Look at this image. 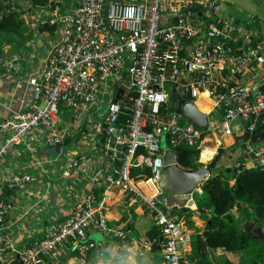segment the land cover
I'll return each mask as SVG.
<instances>
[{
	"label": "built area",
	"instance_id": "2783aa9c",
	"mask_svg": "<svg viewBox=\"0 0 264 264\" xmlns=\"http://www.w3.org/2000/svg\"><path fill=\"white\" fill-rule=\"evenodd\" d=\"M221 10V0H77L73 12L51 15L60 36L42 71L28 79L33 104L10 117L0 115V162L34 131L49 146L62 149L70 140L95 153L69 159L62 176L84 181V197L44 238L13 251L20 264H62L64 245L76 251L71 264H85L86 255L104 245L83 242L85 232L112 231L106 208L114 190L138 199L152 215L163 264H190L191 236L159 199L161 139L171 149H198L200 161L210 143H217L209 138L235 130L251 136L264 126V89L236 82L264 70V34L248 29L236 36ZM255 19L250 16L247 25ZM15 60L0 55V71ZM203 94L210 102L208 123L198 128L177 104L196 105ZM245 150L249 159L236 162L235 170L264 172V143L246 142ZM32 181L18 174L0 182V258L11 242L3 231L11 209L5 195ZM128 235L126 229L113 231L120 240Z\"/></svg>",
	"mask_w": 264,
	"mask_h": 264
},
{
	"label": "crops",
	"instance_id": "0c3cea01",
	"mask_svg": "<svg viewBox=\"0 0 264 264\" xmlns=\"http://www.w3.org/2000/svg\"><path fill=\"white\" fill-rule=\"evenodd\" d=\"M13 1L22 7L28 8L27 14L30 15L32 24L39 23L38 20H47L54 12L70 13L77 7V0H50L52 2L51 5L36 8L38 12L45 10V15L41 13L39 18H34L31 15L32 9H29L28 0ZM258 1L264 2V0ZM221 8V18L227 20L235 27L236 36L241 37L243 31L248 29L252 30L256 35L264 34V20L256 13L243 11L241 8L238 9L230 0H221ZM250 16H255L256 19L252 25L248 26L246 22ZM35 38L30 45V49L24 51V55L19 53L12 54L9 50L4 53L13 58L15 57L16 60L6 70L0 72L1 116L10 117L12 114L27 109L33 104L32 89L27 83V78L42 71L49 52L57 44L59 37L56 38L55 35L50 36L48 33H42ZM257 81H260L261 84L256 85ZM236 82L246 85L251 84L264 89V70L254 72V76L249 74L246 77L238 78ZM199 109L203 113L209 112L204 111L202 106ZM214 118L217 117L214 116ZM242 135L239 130H235L234 134L230 136L222 135L216 136L214 139L209 138L217 141V143H210L212 145L210 150H214L215 154L211 161L215 159L219 149L226 151L228 147L234 144V139ZM161 144L165 145L161 147ZM242 144L243 142L240 141L239 146ZM68 146V148L75 149L74 154L82 152L85 155V152L88 151V147L79 146L78 144L71 143ZM49 147L51 146L43 141V135L38 131H34L24 139L21 146L11 150L0 164V181L21 173H26L33 177L31 183L25 185L17 192H12L8 197L11 209L7 215L3 231L8 235L11 242L4 257L0 258V264H20L13 255V251L30 246L44 238L51 224L64 220L68 216L79 193L84 190V181L78 182L75 178L65 180L62 177L63 170L67 168V160L62 162L58 174L55 172L54 166L51 168L49 164L56 155H50ZM160 147L162 153L167 150L173 152L164 137L161 139ZM235 149L233 148L231 153L235 152ZM204 154L203 152L200 156V161H198L200 164H203L201 162L206 160ZM202 155L203 161H201ZM235 164L236 162L233 166ZM199 189H201L200 193L197 190V194L202 193V187ZM160 194L161 191L159 196ZM197 194L195 193L191 196L194 204L190 208L185 205L177 207L164 205L166 210L168 209L167 212L170 217L184 224L191 239L195 231L194 227L202 231L206 225V222L194 216V211L199 210L196 204ZM202 212H205L209 219L208 212ZM231 213L237 216L235 209ZM106 217L110 228L129 230L128 238L122 241L113 236V231L103 233L97 228L92 229L88 233V239L94 242H104V246L99 251L90 252L85 259V264H163L161 242H158L159 245L155 248L153 242L150 241L155 222L152 215L138 199H133L126 193L114 190L113 201L106 208ZM156 231L159 233L157 228ZM63 247L66 249V253H59L60 260L63 264H71L69 259L73 253L69 251V247L67 248L66 245ZM206 254L211 264L220 263V257L227 264H238L241 261L236 253L227 252L221 248L216 250L209 249Z\"/></svg>",
	"mask_w": 264,
	"mask_h": 264
},
{
	"label": "trees",
	"instance_id": "16d2710c",
	"mask_svg": "<svg viewBox=\"0 0 264 264\" xmlns=\"http://www.w3.org/2000/svg\"><path fill=\"white\" fill-rule=\"evenodd\" d=\"M28 2L29 9L46 7L52 3L50 0H28ZM22 10L28 11V8L16 4L13 0H0V55L4 57L8 58V54H4L7 50L12 54L24 55V51L30 49L36 36L42 33L53 36L58 32L57 26L48 20H40L37 24H32L31 20L26 21L23 18ZM209 107V104L202 103L204 111L208 112ZM263 127H258L256 133ZM172 150L179 167L191 170L202 166L197 161L198 149L178 145ZM224 152L219 149L215 159L207 165L211 175L203 183L202 193L196 196L197 207L200 211L208 212L210 225L206 224L202 231L194 227L190 264H211L206 254L207 250L218 248L236 253L241 259L238 264H264V245L256 244V239L241 230L243 219L253 221L258 226L264 225V172L258 169L237 172L233 164L216 168L217 162ZM77 154L79 153L74 156ZM201 161H203V155ZM11 193H6L5 197L8 198ZM233 209L236 210L237 216L231 213ZM156 228L158 230L155 225L150 237L155 248L159 245L158 242L161 238V234L156 231ZM92 229L95 228H89L85 232L83 242H94L88 239V233ZM101 249L103 247L94 251ZM75 254L76 251L73 250V255ZM247 257L249 262L246 261ZM216 264L227 263L222 260Z\"/></svg>",
	"mask_w": 264,
	"mask_h": 264
},
{
	"label": "water",
	"instance_id": "95a60500",
	"mask_svg": "<svg viewBox=\"0 0 264 264\" xmlns=\"http://www.w3.org/2000/svg\"><path fill=\"white\" fill-rule=\"evenodd\" d=\"M198 10L197 8L195 11ZM188 13V11L186 12ZM123 90H119L118 94H122ZM117 96V99L120 96ZM177 111L180 112L191 124L198 128H204L207 125V115L198 110L196 105L187 102L180 101L177 104ZM242 141L245 145L246 142L251 144L264 143V127L259 132L249 135L244 133L240 137L234 139V144L221 155L216 168L226 167L232 165L240 159H249L245 146L242 144L239 146V142ZM235 152H232V149ZM50 155H59L61 153L60 146L54 145L48 148ZM162 157L163 167L161 180L158 184V188L161 191L159 199L163 205L167 207L186 206L192 207L194 200L191 198L193 194H197V190L202 187L203 183L210 177V169L208 166L197 169L185 170L179 167L176 163L174 152L167 150L160 154ZM194 216L201 221L210 225V221L205 212L196 210ZM241 230L251 237L259 241L264 245V225H256L253 221L242 220ZM162 238L159 239V242Z\"/></svg>",
	"mask_w": 264,
	"mask_h": 264
},
{
	"label": "rangeland",
	"instance_id": "374dc122",
	"mask_svg": "<svg viewBox=\"0 0 264 264\" xmlns=\"http://www.w3.org/2000/svg\"><path fill=\"white\" fill-rule=\"evenodd\" d=\"M230 1H232L234 4H235V7H237L238 9H242L243 11H247V12H251V13H256L257 15H259V17L260 18H262L263 20H264V2L263 1H258V0H230ZM22 13H23V18L26 20V21H29L30 20V15H28L27 14V11L26 10H22ZM41 13H42V15H45V13H46V11L45 10H42V11H40V12H38V10L35 8V9H32V11H31V15L32 16H34V18H36V17H40L41 16ZM51 24H53L52 22H51V16H49L48 17V19H47ZM38 21H40V20H38ZM53 25H55V24H53ZM58 34H59V30H58V32H57ZM55 34V36H56V38H58L59 36H60V34L58 35V34ZM36 39V38H35ZM12 56H10V55H8V58H11ZM1 72V71H0ZM250 74H253V76H254V72L253 73H250ZM247 75H249V74H247ZM30 77H32V76H29L28 78H27V83H28V79L30 78ZM112 82H113V78H111V79H109V81L106 83V86H105V88H104V90H103V92H104V95L107 97V96H109L110 95V93L112 92ZM29 84V83H28ZM261 84V82L260 81H257L256 82V85H260ZM30 86V85H29ZM31 87V86H30ZM31 89H33L32 87H31ZM32 94H33V90H32ZM106 100H108V98H106ZM172 101V100H171ZM106 104H104V106H105ZM196 106L198 107V109L199 108H201V103L199 102V100H196ZM173 107H175V103L173 104ZM28 109V108H27ZM25 110V109H24ZM65 121H67V120H65ZM24 141V140H23ZM71 143H73V142H71L70 140H66V146H63L62 147V149H61V153L59 154V155H56V157L53 159V161L49 164L50 166H51V168H52V166H54V168H55V172L58 174L59 173V171H60V166L62 165V162L63 161H68V159L69 158H71V157H73L74 156V152H75V149H73V148H68L69 146H68V144H71ZM22 144V143H21ZM21 144L19 145V146H21ZM73 144H76V143H73ZM165 144H161V147L162 146H164ZM19 146H17V147H19ZM80 146V145H79ZM83 146V145H82ZM17 147H15V148H17ZM84 147V146H83ZM86 147V146H85ZM13 150V149H12ZM212 150V149H211ZM210 150V152H209V155H205L204 154V156H205V158H206V160H204L203 162H206L207 161V158H209V156H211V155H214V150H212L211 151ZM11 152V151H10ZM9 152V153H10ZM8 153V154H9ZM79 153V155H81L82 154V152H78ZM93 153H95L94 151H91V152H85V155L86 156H89L90 155V157H92L93 156ZM84 155V154H83ZM8 156V155H7ZM6 156V157H7ZM5 157V158H6ZM4 158V159H5ZM77 158V157H76ZM3 159V160H4ZM3 160L0 162V164L3 162ZM21 174H26V173H21ZM15 175H18V174H15ZM14 175V176H15ZM26 175H29V174H26ZM29 176H31V175H29ZM13 177V176H12ZM32 177V176H31ZM33 178V177H32ZM77 180H78V182H79V179L77 178ZM2 181V180H1ZM0 181V182H1ZM71 188V187H70ZM71 195V194H70ZM83 197H84V195H82V192L81 193H79V196H78V198L75 200V203H77V202H79L80 201V199H83ZM83 201V200H82ZM10 203V202H9ZM75 205V204H74ZM116 229H112V231H115ZM255 243L256 244H258V245H263V244H261L259 241H255ZM220 261H222V257H220V259H219ZM246 261L247 262H249L250 260H249V258L247 257L246 258Z\"/></svg>",
	"mask_w": 264,
	"mask_h": 264
},
{
	"label": "bare ground",
	"instance_id": "6f19581e",
	"mask_svg": "<svg viewBox=\"0 0 264 264\" xmlns=\"http://www.w3.org/2000/svg\"><path fill=\"white\" fill-rule=\"evenodd\" d=\"M206 94H203L202 97H201V100H199V102L202 104V103H207L210 105V102L206 99ZM200 110V109H199ZM210 152V149H207L206 151L204 150V153L205 154H209Z\"/></svg>",
	"mask_w": 264,
	"mask_h": 264
},
{
	"label": "flooded vegetation",
	"instance_id": "af4514ba",
	"mask_svg": "<svg viewBox=\"0 0 264 264\" xmlns=\"http://www.w3.org/2000/svg\"><path fill=\"white\" fill-rule=\"evenodd\" d=\"M197 107V106H196ZM241 132V131H240ZM232 134H234V132H232ZM244 144V143H243ZM245 146V145H244ZM161 157V156H160ZM161 159H162V157H161ZM242 160H245V159H240V160H238V161H242Z\"/></svg>",
	"mask_w": 264,
	"mask_h": 264
}]
</instances>
